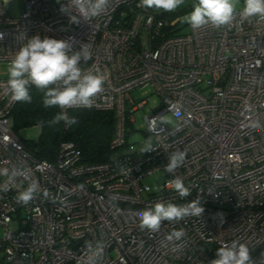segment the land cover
Segmentation results:
<instances>
[{
  "label": "built area",
  "instance_id": "built-area-1",
  "mask_svg": "<svg viewBox=\"0 0 264 264\" xmlns=\"http://www.w3.org/2000/svg\"><path fill=\"white\" fill-rule=\"evenodd\" d=\"M10 1L0 0V66L26 43L22 32L86 47L91 58L80 67L106 76L103 91L90 107L58 108L113 111L115 128L109 160L83 162L71 141L60 142L54 162L37 158L13 130L17 102L0 76V264H210L234 240L264 264V15L245 18L243 7L230 25L171 35L164 29L179 17L169 21L140 0H109L89 21L70 9L79 23L61 12L68 0H22L19 16ZM145 86L160 103L144 116L142 144L124 147L134 112L148 102L132 92ZM175 151L186 158L169 174ZM158 171L166 179L152 192L144 179ZM177 176L186 198L170 183ZM33 181L34 198L18 202ZM194 199L205 208L201 217L141 229V211ZM180 229L181 240H167Z\"/></svg>",
  "mask_w": 264,
  "mask_h": 264
},
{
  "label": "clouds",
  "instance_id": "clouds-1",
  "mask_svg": "<svg viewBox=\"0 0 264 264\" xmlns=\"http://www.w3.org/2000/svg\"><path fill=\"white\" fill-rule=\"evenodd\" d=\"M183 3L184 0H140L138 6L172 12ZM108 7L109 0H68L67 4L61 5V12L69 15V10L75 9L79 12L80 18L89 21L105 12ZM258 14L264 15V0H244V8L239 15L248 18ZM235 15V0H197L193 4V10L184 19L193 29L209 24L219 28L230 25ZM69 17L74 23H79L80 19H73L70 15ZM22 33L26 43L19 47L7 68L5 91L10 94L11 99L31 103L29 88L35 86L43 92L42 102L45 108L90 107L93 99L103 91L106 76L85 71L80 67L82 59L86 62L91 58L87 48L74 51L70 40L50 36L42 38L39 34L29 37L26 32ZM0 39H3L2 33ZM61 121L68 125L77 123L76 117H69L66 111L57 113L51 122ZM148 150L153 149L151 147L144 149ZM185 158L186 153L182 151L169 154L164 171L174 173L182 166ZM170 183L180 197L186 198L190 195L189 188L180 177L177 176ZM37 188V182L33 181L25 191L19 193L18 202L29 203L34 198ZM204 211L205 208L198 199L181 205L157 202L153 208L139 213L140 227L156 232L159 231L162 221L179 222L187 217H201ZM184 235L182 229L174 230L167 236V240L179 241ZM210 264H256V262L249 247L234 240L218 248L216 258L212 259Z\"/></svg>",
  "mask_w": 264,
  "mask_h": 264
},
{
  "label": "trees",
  "instance_id": "trees-1",
  "mask_svg": "<svg viewBox=\"0 0 264 264\" xmlns=\"http://www.w3.org/2000/svg\"><path fill=\"white\" fill-rule=\"evenodd\" d=\"M162 15L172 21L180 14L176 11L166 12L161 9ZM174 26L165 27L167 34H183ZM32 96L31 103L17 102L12 110L13 130L19 135L22 129L38 127L39 134L35 140L22 139L24 146L35 154L37 158L54 162L61 141L75 143L81 152V160L86 163H95L109 160L114 151L110 148V141L115 128L113 111L95 110L93 108H77L67 112L69 117H76L77 123L65 127V122L52 123V118L60 113L57 107L45 108L43 106V92L35 86L29 88ZM130 124L125 135L124 147L130 142Z\"/></svg>",
  "mask_w": 264,
  "mask_h": 264
},
{
  "label": "rangeland",
  "instance_id": "rangeland-1",
  "mask_svg": "<svg viewBox=\"0 0 264 264\" xmlns=\"http://www.w3.org/2000/svg\"><path fill=\"white\" fill-rule=\"evenodd\" d=\"M197 0H184V3L179 6L176 10L180 14L179 23L177 28L180 29V33H186L189 30V24L185 21V16H187L193 10V4H195ZM6 7L11 15L19 16L23 9L22 0H13L6 4ZM244 7L243 0H235V10L242 9ZM8 64H2L0 66V76L8 77ZM132 96L137 102L142 100H147L148 102L143 106V108H139L134 112V123L130 124V142H135L137 145H141L145 140L144 129L145 122L144 116L149 114L152 111L153 107H156L160 103V98L155 94L152 86H145L137 91L132 92ZM164 121L167 124H173L174 119L169 113L164 114ZM39 134L38 127L34 126L31 128L22 129L19 132V137L22 139H30L35 140ZM166 174L162 171H158L153 173L152 175L146 177L144 179V183L149 187L150 191H157L159 186L165 181ZM3 234V229L0 227V236Z\"/></svg>",
  "mask_w": 264,
  "mask_h": 264
},
{
  "label": "water",
  "instance_id": "water-1",
  "mask_svg": "<svg viewBox=\"0 0 264 264\" xmlns=\"http://www.w3.org/2000/svg\"><path fill=\"white\" fill-rule=\"evenodd\" d=\"M243 2H244V0H243Z\"/></svg>",
  "mask_w": 264,
  "mask_h": 264
}]
</instances>
